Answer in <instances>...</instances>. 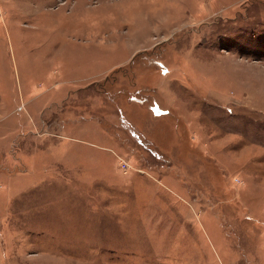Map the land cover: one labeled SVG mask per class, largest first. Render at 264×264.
Instances as JSON below:
<instances>
[{
  "label": "rangeland",
  "instance_id": "374dc122",
  "mask_svg": "<svg viewBox=\"0 0 264 264\" xmlns=\"http://www.w3.org/2000/svg\"><path fill=\"white\" fill-rule=\"evenodd\" d=\"M0 264H264V0H0Z\"/></svg>",
  "mask_w": 264,
  "mask_h": 264
}]
</instances>
